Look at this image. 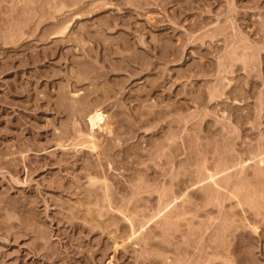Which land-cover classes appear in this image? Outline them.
Instances as JSON below:
<instances>
[{
	"label": "rangeland",
	"instance_id": "374dc122",
	"mask_svg": "<svg viewBox=\"0 0 264 264\" xmlns=\"http://www.w3.org/2000/svg\"><path fill=\"white\" fill-rule=\"evenodd\" d=\"M0 264H264V0H0Z\"/></svg>",
	"mask_w": 264,
	"mask_h": 264
},
{
	"label": "bare ground",
	"instance_id": "6f19581e",
	"mask_svg": "<svg viewBox=\"0 0 264 264\" xmlns=\"http://www.w3.org/2000/svg\"><path fill=\"white\" fill-rule=\"evenodd\" d=\"M89 122H90V126H91V134H89V137H90V139L93 141V139L95 138V131H96V129H100V130H102V129H105L104 128V126H105V114L103 113V111H101V109H94L90 114H89ZM80 136H82V135H80ZM69 140H71V139H69ZM92 147H94L95 145H94V143L92 142V145H91ZM83 147V146H82ZM259 154V153H258ZM259 158V157H258ZM263 159V158H262ZM254 161H256V160H254ZM262 162V161H261ZM219 168V167H218ZM211 173H212V171H211ZM218 174L220 173V172H217ZM217 173L215 174H210V176H209V178H210V180H213V181H216V177H218L217 176ZM222 174V173H221ZM228 176V175H227ZM234 184V183H233ZM239 185V184H238ZM195 187V186H194ZM243 188V187H242ZM173 190V189H172ZM241 190V189H240ZM254 191V190H253ZM169 192V191H168ZM255 192V191H254ZM252 193V192H251ZM256 194V193H255ZM250 197V196H249ZM210 198V197H209ZM216 199V198H215ZM252 199V198H251ZM174 200H176V198L174 199ZM252 201V200H251ZM250 201V202H251ZM253 202V201H252ZM161 203V202H160ZM171 204V203H170ZM169 204V205H170ZM172 205V204H171ZM171 205L169 206V207H171ZM167 209H168V207H167ZM161 212H163L162 210H161ZM161 212H159V214L161 213ZM182 213V212H181ZM183 214V213H182ZM161 215V214H160ZM169 215V214H168ZM159 217V216H158ZM165 218V217H164ZM156 219V218H155ZM167 219V218H166ZM165 220V219H164ZM159 221V220H158ZM173 221V220H172ZM151 222V221H150ZM170 223V222H169ZM173 224V223H172ZM147 225V224H146ZM134 228V227H133ZM143 230V229H142ZM134 231V230H133Z\"/></svg>",
	"mask_w": 264,
	"mask_h": 264
}]
</instances>
